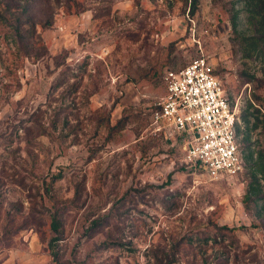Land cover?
Returning a JSON list of instances; mask_svg holds the SVG:
<instances>
[{
	"label": "rangeland",
	"instance_id": "rangeland-1",
	"mask_svg": "<svg viewBox=\"0 0 264 264\" xmlns=\"http://www.w3.org/2000/svg\"><path fill=\"white\" fill-rule=\"evenodd\" d=\"M190 3L44 2L24 45L0 23V264H264L248 174L212 181L150 128L164 72L204 54L242 154L264 151V53L245 13L232 24L244 2ZM248 101L261 114L246 142Z\"/></svg>",
	"mask_w": 264,
	"mask_h": 264
},
{
	"label": "built area",
	"instance_id": "built-area-1",
	"mask_svg": "<svg viewBox=\"0 0 264 264\" xmlns=\"http://www.w3.org/2000/svg\"><path fill=\"white\" fill-rule=\"evenodd\" d=\"M165 94L151 112L154 134L179 143L184 163L212 181L235 183L245 171L238 113L206 55L163 75Z\"/></svg>",
	"mask_w": 264,
	"mask_h": 264
},
{
	"label": "trees",
	"instance_id": "trees-1",
	"mask_svg": "<svg viewBox=\"0 0 264 264\" xmlns=\"http://www.w3.org/2000/svg\"><path fill=\"white\" fill-rule=\"evenodd\" d=\"M52 0H0V23L5 24L13 29L15 37L19 39L20 43L24 45L27 39L32 37V31L35 28V13L41 9L42 3H47ZM60 3L61 0H54ZM70 3L72 0H69ZM244 4L242 8L237 10L235 16L232 18L233 28L237 26L236 20L238 15L245 13L249 23L255 31L254 40L255 51L264 53V0H242ZM199 7V0H191L190 14L194 16ZM46 23H49L46 22ZM65 78V76H64ZM64 78L60 79V83H64ZM261 110L256 107L253 102H247V108L242 115L244 122L245 139L246 142L250 140L252 131L259 129V116ZM239 118V117H238ZM253 121V122H252ZM237 134L241 137V130L239 123L237 124ZM240 140V145H241ZM241 151L244 152L243 148ZM244 156V155H243ZM246 166L244 174H248L249 183L245 195V204L248 207H254L257 210V218L264 223V151L250 152L244 156ZM200 171V170H198ZM201 172V171H200ZM62 175L59 174L55 179H61ZM172 175L168 177L170 183ZM262 203V204H260ZM261 205V208L259 206ZM94 226H98L97 222ZM51 229L55 233V237L50 243V249L55 255V246L61 240L62 223L57 215L52 216Z\"/></svg>",
	"mask_w": 264,
	"mask_h": 264
}]
</instances>
